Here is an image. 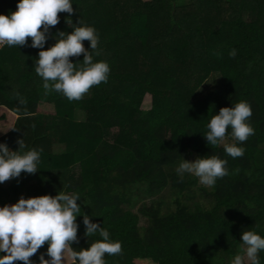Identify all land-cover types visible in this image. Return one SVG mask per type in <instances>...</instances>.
Returning a JSON list of instances; mask_svg holds the SVG:
<instances>
[{"label": "trees", "instance_id": "1", "mask_svg": "<svg viewBox=\"0 0 264 264\" xmlns=\"http://www.w3.org/2000/svg\"><path fill=\"white\" fill-rule=\"evenodd\" d=\"M72 8L48 31H71L65 19L92 26L98 43L90 52L108 63L107 80L79 100L45 94L34 71L38 49L0 47V142L15 150L21 137L40 152L36 172L0 185V205L22 192L78 193L75 250L101 239L85 235L87 214L121 244L105 264H228L241 231L264 236V0H73ZM9 10L15 0H0V13ZM52 43L47 35L43 47ZM82 56L69 59L81 64ZM146 92L150 104L141 108ZM239 100L251 107L254 132L232 158L222 146L232 142L230 128L217 146L203 134L212 114ZM77 109L82 121L71 117ZM204 155L227 161L214 186L177 176L181 158ZM87 156L95 164L89 184L74 171ZM258 256L264 264V251Z\"/></svg>", "mask_w": 264, "mask_h": 264}, {"label": "clouds", "instance_id": "2", "mask_svg": "<svg viewBox=\"0 0 264 264\" xmlns=\"http://www.w3.org/2000/svg\"><path fill=\"white\" fill-rule=\"evenodd\" d=\"M72 4L73 0H15V10L0 13V47L28 43L37 48L34 71L42 80L45 94L59 92L70 101L79 100L92 86L105 82L109 73L108 63L94 61L90 52L98 43L92 26L65 19L71 31L49 33V27L58 23V12L72 14ZM46 34L52 36L54 43L44 48ZM83 40L88 41V48L82 44ZM81 53V64L69 59ZM228 54L235 55V49ZM251 115V107L244 100L232 103L231 107H220L207 121V131L203 134L206 143L217 146L225 140L226 130L230 128L232 142L223 143V151L232 158L243 156L242 142L254 132L248 122ZM16 144L17 148L11 150L0 142V182L18 177L21 171L31 174L39 169V150L25 149L21 137ZM226 164L217 155H204L192 160L181 158L174 170L180 178L190 174L202 185L211 187L217 178L227 174ZM78 199V193L56 192L55 195L20 196L13 203L0 205V264L14 261L33 264L30 257L45 242L47 247L39 255L38 264H65L66 258L69 264H105V254H119L120 242L110 239L108 230L91 221L87 214L82 215L85 235L98 233L101 239L78 250L70 246L76 239L75 217L81 212ZM239 240L241 247L229 258L228 264H260L258 253L264 251V236L245 229L240 232Z\"/></svg>", "mask_w": 264, "mask_h": 264}, {"label": "rangeland", "instance_id": "3", "mask_svg": "<svg viewBox=\"0 0 264 264\" xmlns=\"http://www.w3.org/2000/svg\"><path fill=\"white\" fill-rule=\"evenodd\" d=\"M2 55H6L7 53H3L1 51ZM78 56L73 57L74 59H78ZM150 104V93L146 92L144 94V96L142 97L141 100V108H146L148 107ZM45 110L49 111L52 109L51 105H46L44 107ZM71 117L75 120V121H82L84 119L83 116V112L80 111L79 109L74 110V112H72ZM72 144L71 143H66V147L69 148ZM62 148V147H61ZM193 158H190V160H192ZM70 164H72V162H70ZM77 167L74 168V171H81L85 180V184H89L91 182V177H90V173L91 171L94 169L95 164H94V159L91 156H87L86 158H84L83 160H81L79 163L76 162ZM9 179L5 180L4 182H0L1 186H5L7 184ZM20 196H24V197H28L30 196L27 192H22L20 194ZM19 196V197H20ZM142 198H139L136 203H134L133 205V210L136 209L137 205L141 202ZM144 200V199H143Z\"/></svg>", "mask_w": 264, "mask_h": 264}, {"label": "crops", "instance_id": "4", "mask_svg": "<svg viewBox=\"0 0 264 264\" xmlns=\"http://www.w3.org/2000/svg\"><path fill=\"white\" fill-rule=\"evenodd\" d=\"M65 263H68L67 258H66V260H65Z\"/></svg>", "mask_w": 264, "mask_h": 264}]
</instances>
